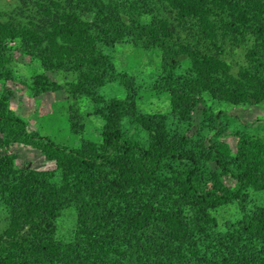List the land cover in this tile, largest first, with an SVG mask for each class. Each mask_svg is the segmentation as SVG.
<instances>
[{"label": "trees", "instance_id": "1", "mask_svg": "<svg viewBox=\"0 0 264 264\" xmlns=\"http://www.w3.org/2000/svg\"><path fill=\"white\" fill-rule=\"evenodd\" d=\"M34 5L36 23L0 22V79L11 78L15 43L42 70L35 93L59 91L46 75L71 68L77 78L68 91L89 99L103 125L96 140L60 143L29 131L9 95L0 97V264H264V205L249 199L264 192V140L235 131L232 150L221 140L223 112L204 107V96L233 106L264 102V0ZM122 43L159 54L152 89L166 94L172 121L138 109L135 79L117 72L109 53ZM228 47L243 56L235 75ZM112 83L124 99L98 94ZM193 124L192 147L184 127ZM70 125L74 134L81 129ZM16 145L38 151L54 170L17 167ZM234 204L241 217L220 227L213 213ZM68 212L73 226L64 238L58 223Z\"/></svg>", "mask_w": 264, "mask_h": 264}, {"label": "rangeland", "instance_id": "2", "mask_svg": "<svg viewBox=\"0 0 264 264\" xmlns=\"http://www.w3.org/2000/svg\"><path fill=\"white\" fill-rule=\"evenodd\" d=\"M40 18L34 5V0H0V22H10L23 26L29 22H37ZM91 20L92 16L87 15ZM13 62L9 65L10 79H0V97L9 95L10 109L20 116L27 124L28 130L37 132L41 136H48L60 143L77 144L80 138L96 140L103 125V121L94 115V104L85 97L73 98L69 85L76 81L77 74L66 68L46 76L52 83L60 86L57 92L35 93L33 78L42 73L39 64L20 54L15 43H8ZM227 62L231 65V73L236 74L243 66L241 50L226 48ZM110 55L117 72L127 74L135 79L137 92L135 100L138 109L146 114H162L169 116V102L166 94H158L152 86L160 68V57L155 51L143 52L127 44L116 45ZM184 68V67H183ZM98 94L105 99H124L126 91L116 83L107 84L98 90ZM205 108L214 113L223 112L222 124L227 125L222 141L235 150L237 139L232 133L235 131L246 132L264 140V102L259 105L233 106L225 102L213 100L204 96ZM201 106V108H204ZM193 122H198L199 115H193ZM79 125L80 130L74 134L70 122ZM174 127V123L169 122ZM172 124V125H171ZM187 129V130H186ZM184 132L191 141V146L197 145L196 127H184ZM11 151L16 153V166L29 167L37 171L54 170V165L36 150L22 146H13ZM223 183L234 188L233 180L225 178ZM251 204L264 205V192L250 193ZM213 215L217 218L220 227L227 222H233L241 217L237 204L218 209ZM4 215L0 213V229L3 228ZM73 226L72 212L65 213L58 223L59 234L67 238Z\"/></svg>", "mask_w": 264, "mask_h": 264}]
</instances>
